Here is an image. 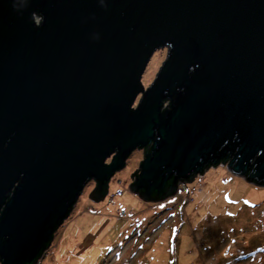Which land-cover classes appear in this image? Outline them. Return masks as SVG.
<instances>
[{
  "label": "water",
  "instance_id": "water-1",
  "mask_svg": "<svg viewBox=\"0 0 264 264\" xmlns=\"http://www.w3.org/2000/svg\"><path fill=\"white\" fill-rule=\"evenodd\" d=\"M13 4L0 0L1 264H37L85 185L102 201L136 149L144 201L219 164L264 186V0Z\"/></svg>",
  "mask_w": 264,
  "mask_h": 264
},
{
  "label": "rangeland",
  "instance_id": "rangeland-1",
  "mask_svg": "<svg viewBox=\"0 0 264 264\" xmlns=\"http://www.w3.org/2000/svg\"><path fill=\"white\" fill-rule=\"evenodd\" d=\"M166 53H153L145 87ZM141 160L143 149L134 150L100 202L88 197L89 181L37 264H264V186L219 164L187 184L192 194L179 184L168 199L148 202L129 189ZM116 187L123 194L112 198Z\"/></svg>",
  "mask_w": 264,
  "mask_h": 264
},
{
  "label": "built area",
  "instance_id": "built-area-1",
  "mask_svg": "<svg viewBox=\"0 0 264 264\" xmlns=\"http://www.w3.org/2000/svg\"><path fill=\"white\" fill-rule=\"evenodd\" d=\"M225 182H228V180L226 179ZM194 191H195V187H189L187 184L180 185L179 192L182 194H184V193L192 194ZM122 194H123V190L121 188H117V189H115V191L111 197L112 198L120 197V196H122ZM120 213L123 217L128 216V213L125 212L124 210H121Z\"/></svg>",
  "mask_w": 264,
  "mask_h": 264
},
{
  "label": "clouds",
  "instance_id": "clouds-1",
  "mask_svg": "<svg viewBox=\"0 0 264 264\" xmlns=\"http://www.w3.org/2000/svg\"><path fill=\"white\" fill-rule=\"evenodd\" d=\"M17 0H14V4H13V7L15 8V9H17V10H19L20 8H17Z\"/></svg>",
  "mask_w": 264,
  "mask_h": 264
},
{
  "label": "flooded vegetation",
  "instance_id": "flooded-vegetation-1",
  "mask_svg": "<svg viewBox=\"0 0 264 264\" xmlns=\"http://www.w3.org/2000/svg\"><path fill=\"white\" fill-rule=\"evenodd\" d=\"M146 87H148V85H147ZM139 97H140V96H139ZM139 97H138V98H139ZM91 181L93 182V187H95V186H96V181H95V180H91ZM91 181H90V182H91ZM109 182H110V181H109ZM108 185H109V183H108Z\"/></svg>",
  "mask_w": 264,
  "mask_h": 264
},
{
  "label": "crops",
  "instance_id": "crops-1",
  "mask_svg": "<svg viewBox=\"0 0 264 264\" xmlns=\"http://www.w3.org/2000/svg\"><path fill=\"white\" fill-rule=\"evenodd\" d=\"M228 183H230V180L227 182V184H228ZM116 188H117V187H116ZM116 188H115V189H116ZM114 191H115V190H114ZM113 193H114V192H113Z\"/></svg>",
  "mask_w": 264,
  "mask_h": 264
},
{
  "label": "trees",
  "instance_id": "trees-1",
  "mask_svg": "<svg viewBox=\"0 0 264 264\" xmlns=\"http://www.w3.org/2000/svg\"><path fill=\"white\" fill-rule=\"evenodd\" d=\"M216 166H218V165H216ZM216 166H213V167H216ZM209 168H211V167H209ZM209 168H208V169H209ZM204 173H205V172H204ZM204 173H203V174H204ZM116 189H117V188H116Z\"/></svg>",
  "mask_w": 264,
  "mask_h": 264
}]
</instances>
